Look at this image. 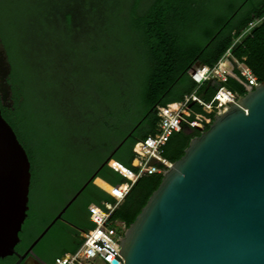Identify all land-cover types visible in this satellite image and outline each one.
Returning <instances> with one entry per match:
<instances>
[{
    "label": "trees",
    "instance_id": "1",
    "mask_svg": "<svg viewBox=\"0 0 264 264\" xmlns=\"http://www.w3.org/2000/svg\"><path fill=\"white\" fill-rule=\"evenodd\" d=\"M27 4L30 6L27 10L34 16L32 24L37 28L36 38L72 41L79 36L86 41L83 52L93 64L87 62L84 66L85 85L80 100L68 92L57 91L61 104L56 109L45 105L37 112L26 114L20 78L4 49L9 66L6 82L12 103L4 105L0 95V112L30 163L29 201L40 171L37 156L42 154L44 162L52 165L47 171L58 176V184L55 189L48 188L49 196L38 214L30 210L28 202L27 216L15 247L19 253L29 247L128 134L130 136L112 155L111 161L135 170L131 166L132 148L136 142L155 133L159 108L182 102L194 91L205 102L212 98L218 85L197 86L189 77V71L196 64L212 68L229 49L231 57L246 66L258 83L264 82V0H29ZM254 21L259 22L234 43ZM124 38L135 42L137 48L132 53L127 46H120ZM23 50L27 52L26 45ZM67 53L74 54L73 49L61 52L64 57L56 65L60 72L51 75L47 74L51 70V60L40 59L41 67H37L33 59H27L28 80L42 84L34 88L72 87ZM230 70L226 82L219 86L238 97L244 96L247 91L240 84L237 71L233 67ZM191 109L203 114L197 105ZM53 110L57 111L54 121ZM35 117L41 120L42 132L38 138L35 133L34 138L28 132ZM200 133L182 125L162 148L161 157L175 162L190 140ZM48 145L56 149L58 161L53 162L46 156ZM96 178L111 187H118L125 181L108 165L99 169ZM160 181L158 174L140 177L110 219L127 228ZM102 203L113 204L114 200L89 183L61 220L56 221L32 249L33 254L43 264H55L56 258L75 253L82 244L76 229L91 230L88 208L91 205L101 207ZM15 261L16 257L11 256L0 259V264H14Z\"/></svg>",
    "mask_w": 264,
    "mask_h": 264
},
{
    "label": "water",
    "instance_id": "2",
    "mask_svg": "<svg viewBox=\"0 0 264 264\" xmlns=\"http://www.w3.org/2000/svg\"><path fill=\"white\" fill-rule=\"evenodd\" d=\"M228 106L161 175L118 243L123 264H264V82ZM99 169L20 255L30 163L0 112V259L15 256L20 264L83 189L95 185ZM101 242L92 245L122 264Z\"/></svg>",
    "mask_w": 264,
    "mask_h": 264
},
{
    "label": "built area",
    "instance_id": "3",
    "mask_svg": "<svg viewBox=\"0 0 264 264\" xmlns=\"http://www.w3.org/2000/svg\"><path fill=\"white\" fill-rule=\"evenodd\" d=\"M258 22L254 21L248 24L234 43L243 35L248 34ZM232 67L237 71L238 80L247 92L258 84L251 71L241 62L231 57L229 49L212 68L193 67L189 71V77L197 86L204 83L218 85L212 98L205 102L194 91L184 97L182 102L168 104L157 110L158 121L155 133L142 141L136 142L132 148L134 158L131 166L135 170L124 168L121 165L118 168L109 165L125 179L120 186L112 187L113 193L105 192L114 200V203H102L101 207L91 205L88 208L89 220L93 228L82 234V244L75 253L56 258L55 264H111L112 261H116L114 256L103 247L99 250L92 245L94 241L99 240L102 241L101 244L104 247L107 246L111 249L123 264L122 258L118 255L121 249L118 243L123 237L126 227L110 219L113 211L140 177L153 174L162 175L171 166L170 162L161 157V153L162 148L173 133L179 132L182 125L202 132L205 127L211 124L214 116L225 112L229 108L228 104L239 98L226 88L219 86V84L226 82ZM194 105L199 106L203 114L193 112L191 108ZM151 161L156 164L150 165ZM117 264H120V262H117Z\"/></svg>",
    "mask_w": 264,
    "mask_h": 264
},
{
    "label": "rangeland",
    "instance_id": "4",
    "mask_svg": "<svg viewBox=\"0 0 264 264\" xmlns=\"http://www.w3.org/2000/svg\"><path fill=\"white\" fill-rule=\"evenodd\" d=\"M34 1L35 0H31V2ZM28 2L29 0H0V95L4 105L9 106L12 103L10 98V88L6 82L9 66L4 52L5 49L9 58V62L15 68L16 76L20 78L22 84V91L24 92L26 99L24 104V110L26 114L37 112L38 110L44 108L45 105L50 106L52 109H56L55 107L61 104V100L58 99L59 91L68 92L70 95H73L71 96L74 99L76 98V100H80L84 90L83 86L85 85L84 77L86 73L84 66L87 65L88 62V58L83 52L87 43L83 39L79 38V36L77 40L72 39V41H65L63 39L53 37H43L42 40L36 38L34 34L37 32V28L34 24H32L34 22V16L28 11L30 7L27 4ZM25 11L28 12L25 13ZM25 45L27 52H24V50L22 51V48ZM121 45L127 46L131 53L136 47L135 42H133L132 39L127 38H124L123 41H121L120 46ZM68 49H73L74 53H67L69 55H67L66 61L68 64L67 71L72 75L70 81L72 87L52 89L34 88L38 84L31 82L32 79L28 80L27 75L30 74H28L27 68L25 67L27 59L31 61L33 59L37 67H41L40 59L46 61L51 60V70L50 72L49 70L47 71V74L51 75L53 73L60 72V70L56 69V65H58L60 61H62L61 58L64 57L63 55L61 56V52ZM132 55L133 54H131V56ZM132 57L131 61L134 63V66L137 67V62L135 63L134 59L132 60ZM89 63L90 62H88V65ZM90 64L93 63L91 62ZM124 74H127V72ZM128 77L129 75H126V79H128ZM34 81L36 82L35 78ZM39 85L41 86L42 84ZM56 114L57 111L53 110L51 113L53 121L54 119L56 120ZM40 123L41 120L36 118L31 124H29L28 127V132L31 135L35 133L37 138L40 137L42 132ZM32 137L35 138L34 134ZM51 146L49 148L48 145L46 156H48L53 162L56 159L58 161V153L56 149H51ZM43 158L44 157L42 154L41 156H37V163L40 166V171L37 175L35 189L31 193L29 201L30 210L33 211L34 214H38L41 211L43 202L49 196L48 188L51 187L55 189L56 185L58 184V176L54 174L52 175L48 172L50 166H52L51 163L49 164L48 161L44 162Z\"/></svg>",
    "mask_w": 264,
    "mask_h": 264
},
{
    "label": "flooded vegetation",
    "instance_id": "5",
    "mask_svg": "<svg viewBox=\"0 0 264 264\" xmlns=\"http://www.w3.org/2000/svg\"><path fill=\"white\" fill-rule=\"evenodd\" d=\"M76 231L78 232L79 237L82 238V234L84 233L83 229L82 228H78V229H76ZM27 248H26V250H27ZM26 250H24L21 253H19V252H17V253L22 255ZM20 264H43V263L33 254V250H32V253L28 254L27 257Z\"/></svg>",
    "mask_w": 264,
    "mask_h": 264
},
{
    "label": "bare ground",
    "instance_id": "6",
    "mask_svg": "<svg viewBox=\"0 0 264 264\" xmlns=\"http://www.w3.org/2000/svg\"><path fill=\"white\" fill-rule=\"evenodd\" d=\"M111 167L118 168L119 164L116 162L111 161L110 163ZM98 188L103 190L106 193H113L112 187L109 186L107 183L103 182L101 179L96 178L93 182Z\"/></svg>",
    "mask_w": 264,
    "mask_h": 264
}]
</instances>
